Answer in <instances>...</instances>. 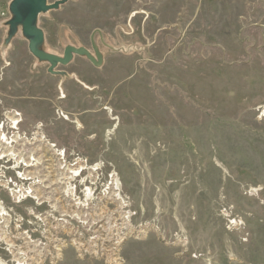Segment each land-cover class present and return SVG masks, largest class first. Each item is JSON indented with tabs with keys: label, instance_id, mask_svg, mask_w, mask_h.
I'll use <instances>...</instances> for the list:
<instances>
[{
	"label": "rangeland",
	"instance_id": "rangeland-1",
	"mask_svg": "<svg viewBox=\"0 0 264 264\" xmlns=\"http://www.w3.org/2000/svg\"><path fill=\"white\" fill-rule=\"evenodd\" d=\"M11 1L0 125L33 166L0 159V264H264V0H70L39 18L46 50H92L100 30L105 59L66 77L21 31L4 45Z\"/></svg>",
	"mask_w": 264,
	"mask_h": 264
},
{
	"label": "water",
	"instance_id": "water-1",
	"mask_svg": "<svg viewBox=\"0 0 264 264\" xmlns=\"http://www.w3.org/2000/svg\"><path fill=\"white\" fill-rule=\"evenodd\" d=\"M70 0H12L9 5L11 14L6 22L8 26L7 36L4 45L8 46L12 39L22 32L23 37L28 41V48L31 54L39 61L48 63V72L53 75L68 76L67 72L57 70L59 65L70 64L75 56L86 57L94 66L101 67L104 62V55L96 42L97 35L102 36L100 30H96L91 37L92 50L81 46L67 45L62 56L50 53L45 48V32L39 26V18L42 14L58 10Z\"/></svg>",
	"mask_w": 264,
	"mask_h": 264
},
{
	"label": "bare ground",
	"instance_id": "bare-ground-1",
	"mask_svg": "<svg viewBox=\"0 0 264 264\" xmlns=\"http://www.w3.org/2000/svg\"><path fill=\"white\" fill-rule=\"evenodd\" d=\"M18 116H20L19 114L17 113H14V114H9L8 116V119L10 120V123H11V127L14 128V129H17L19 127V124L21 122V119L17 118ZM63 117L65 119H68L67 116L63 115ZM3 128H4V124L3 125H0V159L3 158V157H6V156H9V155H14L15 157H17L16 161L17 163H20V162H25V165L29 168H31L33 166V164H31V162L29 161V159H31L30 157L27 158V153L26 151H19V155L16 154L18 151L13 147L14 143L18 144V142L20 140H23L20 138L19 135H13L12 137H8L6 135V133L3 132ZM22 136V135H21ZM39 141H41L42 139V136L41 135H38ZM35 139V138H34ZM26 140V139H25ZM27 141V140H26ZM33 143V142H32ZM26 144V143H25ZM24 144V145H25ZM54 145V144H53ZM26 146V145H25ZM26 148V147H25ZM17 151V152H16ZM16 152V153H15ZM31 154V153H30ZM10 157V156H9ZM13 158V157H12ZM33 159V158H32ZM36 160V159H35ZM32 161V160H31ZM37 161V160H36ZM16 163V164H17ZM68 168V166H67ZM82 169L84 170L85 167L84 166H80L79 168L77 169H67L66 171H68V174H70L69 176H67V178H71V179H76L78 177H80L81 173L83 172ZM99 169V166H95L93 168H91L92 171H97ZM41 170V169H40ZM40 170L38 171H31L30 169H28L26 172V174H23V176H25V180H31L33 179L35 176H37L39 173H40ZM42 173V172H41ZM65 174V173H64ZM67 175V174H66ZM66 178V177H64ZM63 178V179H64ZM113 178V181L111 183V185L108 187V189L110 190L109 194L112 195L114 198L116 199H120V201L122 202V198H121V188L119 186V183L116 182V178H115V175L112 176ZM94 179V178H93ZM45 180V179H44ZM36 181V180H35ZM43 182V181H42ZM38 183V182H37ZM45 187V186H44ZM23 188V187H22ZM38 187L35 188V186H31L28 190L26 191H23L21 189V194H23V198L26 197V198H34L35 200L37 199L38 201H42L43 199H45V195L43 191H39L37 189ZM73 188V187H72ZM71 187H65V189H69L70 192L73 194V189ZM20 191V190H19ZM65 192V190H63ZM87 191V190H85ZM18 193V192H17ZM16 193V194H17ZM86 193V192H85ZM20 195V194H19ZM85 196L90 199L91 197V190L89 193H86ZM22 198V197H21ZM18 199V198H17ZM125 203H121V205H124ZM0 216L1 218L3 219L5 216H7V213L2 209L0 211ZM1 223V222H0ZM1 225V224H0ZM1 232H2V226H0V236H1ZM4 234V233H3ZM29 248V247H28ZM14 256H15V262H17V264H26V254L25 252L23 251H17L16 253H14Z\"/></svg>",
	"mask_w": 264,
	"mask_h": 264
},
{
	"label": "built area",
	"instance_id": "built-area-1",
	"mask_svg": "<svg viewBox=\"0 0 264 264\" xmlns=\"http://www.w3.org/2000/svg\"><path fill=\"white\" fill-rule=\"evenodd\" d=\"M88 250H86V252H87ZM118 258H114V259H112V258H110V260H109V262L111 263V264H113V262H114V264H121V263H118Z\"/></svg>",
	"mask_w": 264,
	"mask_h": 264
},
{
	"label": "flooded vegetation",
	"instance_id": "flooded-vegetation-1",
	"mask_svg": "<svg viewBox=\"0 0 264 264\" xmlns=\"http://www.w3.org/2000/svg\"><path fill=\"white\" fill-rule=\"evenodd\" d=\"M101 42V41H100ZM92 45V44H91ZM101 45H103L102 43L100 44L99 43V49H100V51H102V46ZM105 59V58H104Z\"/></svg>",
	"mask_w": 264,
	"mask_h": 264
}]
</instances>
